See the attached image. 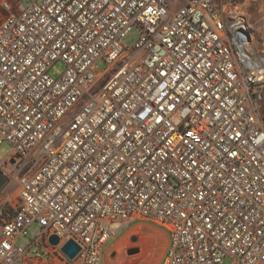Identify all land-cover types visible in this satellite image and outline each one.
<instances>
[{
  "label": "built area",
  "instance_id": "built-area-1",
  "mask_svg": "<svg viewBox=\"0 0 264 264\" xmlns=\"http://www.w3.org/2000/svg\"><path fill=\"white\" fill-rule=\"evenodd\" d=\"M263 96L264 15L231 0H0V264H101L137 220L158 264H264Z\"/></svg>",
  "mask_w": 264,
  "mask_h": 264
},
{
  "label": "rangeland",
  "instance_id": "rangeland-1",
  "mask_svg": "<svg viewBox=\"0 0 264 264\" xmlns=\"http://www.w3.org/2000/svg\"><path fill=\"white\" fill-rule=\"evenodd\" d=\"M231 2L237 6V9L240 11V13L244 14L248 19L250 20H258L264 15V0H231ZM173 6L177 4V0H172ZM138 36V32L136 29L129 30L124 38L123 42L125 45H132L133 42L136 40ZM96 66L99 69H103L104 62L102 60L96 61ZM65 65L61 60H56L48 69L49 76L56 78L59 76L62 71L64 70ZM262 117L264 119V96L262 101ZM11 150V144L7 141L0 142V161L9 153ZM15 186L12 184H7L4 186L3 190H0V209L3 210V212H10L13 210V205L15 203ZM152 224V223H151ZM155 225V224H154ZM126 227H124L122 230H124ZM128 228V227H127ZM40 227L32 223L26 231V234L19 235L15 243L18 246L26 247L27 244H29L30 240L33 239L39 232ZM122 230L119 231L115 236H111L108 241L103 246V253L106 252L110 254L108 251L109 246L120 236V234L123 232ZM146 231L151 234V240H148L146 243V238H141L142 235L139 234V231ZM153 229L146 225V224H135L132 227H130L128 234H130V239H127V242L122 245L125 246V249L120 245H118V242L116 243V247L119 248L116 250L114 247L112 248V255L110 256V261L113 263H119V264H125L124 262L128 263V260L130 259V256L133 254H137L136 258L138 264H154L157 262L161 256L163 245H162V239L157 237L158 235H154L152 237ZM155 234V233H154ZM150 242H153L151 246H148ZM33 247L38 248L39 246L35 244ZM122 248V249H121ZM135 248V251L129 252L128 249ZM142 256H146L148 258V262L142 261ZM122 260V262H120ZM124 261V262H123ZM229 258L224 259L223 264H228ZM103 264H106L104 262L103 258Z\"/></svg>",
  "mask_w": 264,
  "mask_h": 264
},
{
  "label": "crops",
  "instance_id": "crops-1",
  "mask_svg": "<svg viewBox=\"0 0 264 264\" xmlns=\"http://www.w3.org/2000/svg\"><path fill=\"white\" fill-rule=\"evenodd\" d=\"M138 223H141V224L143 223V224H146V225L150 226L153 229L152 237H154L156 239V237L154 235H158L157 237L158 238L160 237L162 239L163 250H162V253H161V256H160L159 260L157 262H155L154 264H158L159 263V261L161 260V257L165 253V250L167 249L168 244H169L168 235H167L166 231L164 229H162L161 227L157 226V225L151 224V223L143 221V220H137V221L129 224L127 226L128 228L126 227L124 230H122L123 232L120 234V236L109 246L108 251L110 252V254L107 253V252L104 254L103 251H102V253H101V264H103V258H104V262L106 264H112V262L110 261V256L112 255V248L114 247L116 250L119 249V248L116 247V243L118 242V244H119V241H120L121 238L126 237L127 239H130V234H128V231H129L130 227H132L133 225L138 224ZM140 232L141 231H139V234L142 235L141 237L143 239L146 238V243H147L148 240H151V234L149 232H146L144 230L141 233ZM152 244H153V242H150L148 244V246H151ZM122 247H123V249H125V246H122ZM131 250H132L131 248L128 249L129 252ZM137 254L131 255L130 259L128 260V263H126L124 261L123 262L125 264H138L139 262L135 261V260H137V258H136ZM142 261H144L146 263V262H148V258H146V256H142ZM120 262H122V260ZM113 264H115V263H113ZM116 264H119V263H116Z\"/></svg>",
  "mask_w": 264,
  "mask_h": 264
},
{
  "label": "water",
  "instance_id": "water-1",
  "mask_svg": "<svg viewBox=\"0 0 264 264\" xmlns=\"http://www.w3.org/2000/svg\"><path fill=\"white\" fill-rule=\"evenodd\" d=\"M11 162H13V159H11ZM7 180V177L0 170V189L7 183ZM49 241L53 244H57L59 242V237L56 234H51L49 236ZM61 250L69 259H73L80 250V247L73 239L69 238L63 243ZM133 251H135V248L130 252Z\"/></svg>",
  "mask_w": 264,
  "mask_h": 264
},
{
  "label": "bare ground",
  "instance_id": "bare-ground-1",
  "mask_svg": "<svg viewBox=\"0 0 264 264\" xmlns=\"http://www.w3.org/2000/svg\"><path fill=\"white\" fill-rule=\"evenodd\" d=\"M141 233V232H140ZM142 238V237H141ZM127 242V238H121L118 245H124Z\"/></svg>",
  "mask_w": 264,
  "mask_h": 264
}]
</instances>
